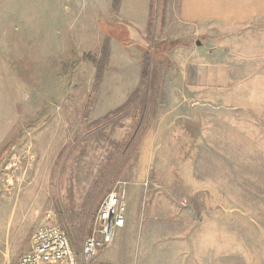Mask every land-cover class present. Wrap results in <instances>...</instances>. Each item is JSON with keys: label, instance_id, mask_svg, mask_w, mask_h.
<instances>
[{"label": "rangeland", "instance_id": "374dc122", "mask_svg": "<svg viewBox=\"0 0 264 264\" xmlns=\"http://www.w3.org/2000/svg\"><path fill=\"white\" fill-rule=\"evenodd\" d=\"M134 11L0 0V264L48 213L80 253L123 188L139 227L82 264H149L162 235L183 239L174 263L264 264V14Z\"/></svg>", "mask_w": 264, "mask_h": 264}, {"label": "built area", "instance_id": "2783aa9c", "mask_svg": "<svg viewBox=\"0 0 264 264\" xmlns=\"http://www.w3.org/2000/svg\"><path fill=\"white\" fill-rule=\"evenodd\" d=\"M126 189L112 191L102 200L95 216V229L78 253L51 213L32 236L31 247L22 253L14 264H82L90 263L112 242L115 232L126 226Z\"/></svg>", "mask_w": 264, "mask_h": 264}, {"label": "crops", "instance_id": "0c3cea01", "mask_svg": "<svg viewBox=\"0 0 264 264\" xmlns=\"http://www.w3.org/2000/svg\"><path fill=\"white\" fill-rule=\"evenodd\" d=\"M125 3H129L130 5L125 6ZM122 6L125 8L131 7L134 10L140 8L141 12L134 11L130 16L135 18L136 14H138L143 25L150 12L151 0H122ZM180 6L183 10V15L185 14L186 16L185 19L197 18L200 22L218 16L220 18L226 17L227 15L235 23L244 22L246 18H249V22H251L254 18L264 14V0H180ZM129 192L126 226L123 228L124 230L122 229L124 234L126 231L136 230L139 227L138 222L140 219L139 210L132 207L134 201L132 194H134V189H130ZM150 215L151 217L153 216L152 213ZM154 219L149 220V223L152 225L153 231L155 232L156 230L158 232V229L163 227V224L162 222L156 224ZM158 234H161V232H158ZM178 235H181V233ZM162 238H159L158 241L153 243L152 248H157L159 251L152 254H156V256L150 259L149 264H179V262L174 263L176 259L172 252L175 250L177 260L181 258V253L177 249L182 248L183 239L177 237L179 239L175 238L174 240L167 241L163 235Z\"/></svg>", "mask_w": 264, "mask_h": 264}, {"label": "water", "instance_id": "95a60500", "mask_svg": "<svg viewBox=\"0 0 264 264\" xmlns=\"http://www.w3.org/2000/svg\"><path fill=\"white\" fill-rule=\"evenodd\" d=\"M197 43L200 45V42L199 41Z\"/></svg>", "mask_w": 264, "mask_h": 264}]
</instances>
